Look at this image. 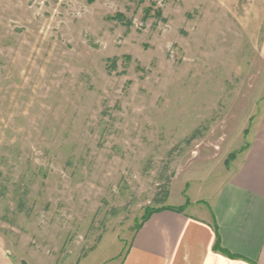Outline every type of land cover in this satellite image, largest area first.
<instances>
[{
    "label": "rangeland",
    "instance_id": "rangeland-1",
    "mask_svg": "<svg viewBox=\"0 0 264 264\" xmlns=\"http://www.w3.org/2000/svg\"><path fill=\"white\" fill-rule=\"evenodd\" d=\"M263 41L264 0H0V264H122L151 211L208 199Z\"/></svg>",
    "mask_w": 264,
    "mask_h": 264
},
{
    "label": "crops",
    "instance_id": "crops-1",
    "mask_svg": "<svg viewBox=\"0 0 264 264\" xmlns=\"http://www.w3.org/2000/svg\"><path fill=\"white\" fill-rule=\"evenodd\" d=\"M261 51L264 58V41ZM254 125L236 168L210 197H184L174 207L181 213H154L122 264H264V105Z\"/></svg>",
    "mask_w": 264,
    "mask_h": 264
},
{
    "label": "trees",
    "instance_id": "trees-1",
    "mask_svg": "<svg viewBox=\"0 0 264 264\" xmlns=\"http://www.w3.org/2000/svg\"><path fill=\"white\" fill-rule=\"evenodd\" d=\"M130 26V25H129ZM117 62H118V59L115 58L111 61V71H116L117 70ZM200 136V131H195L192 136L189 138L188 140V143L198 139ZM162 190V191H161ZM160 190V193H161V198H156L155 202L156 204H159V205H165L166 202L168 201L169 197H170V192H169V189L166 187H163L162 189ZM164 209H167V208H161V209H158V210H153L151 211L142 221V223L140 224V226L138 227V230L142 227L143 223H145L154 213H157V212H160ZM169 210H172V211H175V212H178V213H181V210L180 208H168ZM215 249L216 250H221V245H220V239H219V236L217 235V241H216V245H215Z\"/></svg>",
    "mask_w": 264,
    "mask_h": 264
}]
</instances>
